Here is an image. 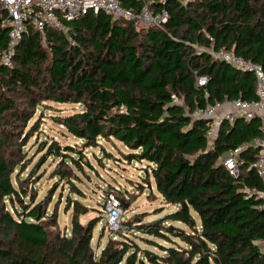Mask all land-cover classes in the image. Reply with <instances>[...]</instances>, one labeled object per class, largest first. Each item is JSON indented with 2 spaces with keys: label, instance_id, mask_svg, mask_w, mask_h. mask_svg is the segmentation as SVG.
<instances>
[{
  "label": "trees",
  "instance_id": "16d2710c",
  "mask_svg": "<svg viewBox=\"0 0 264 264\" xmlns=\"http://www.w3.org/2000/svg\"><path fill=\"white\" fill-rule=\"evenodd\" d=\"M121 3L136 13L150 3L152 12L165 9L170 18L147 30L103 12L66 21V31L29 26L9 64L3 60L9 28L0 23V125L10 117V129L0 127L6 132L0 134V264H264V175L252 168L261 121L223 120L211 139L212 120L192 116L218 103L257 100L253 72L196 47L233 52L264 67V0ZM199 76L208 78L206 87L198 86ZM46 103L83 108L57 120L83 147L43 141L45 155L30 181L22 180L15 171L23 162L6 151L15 137L26 146L39 131L41 119L29 124ZM99 139L119 141L130 151L126 160L146 163L148 188L154 185L178 209L148 223L123 219L117 239L111 237L98 255L92 241L101 219L81 223L87 206L69 197L68 235L58 229L59 205L49 212L52 199L35 203L36 195L31 202L26 197L38 166L49 158L59 160L53 176L82 196L74 169L94 170L84 148L98 147ZM238 148L244 164L234 176L219 158ZM110 192L123 201L114 189L106 196ZM127 231L148 236L146 243L158 252L141 248Z\"/></svg>",
  "mask_w": 264,
  "mask_h": 264
},
{
  "label": "rangeland",
  "instance_id": "374dc122",
  "mask_svg": "<svg viewBox=\"0 0 264 264\" xmlns=\"http://www.w3.org/2000/svg\"><path fill=\"white\" fill-rule=\"evenodd\" d=\"M42 111L37 110L35 117L30 121L29 125L41 119L39 131L33 132L31 140L26 146L21 145L17 141L10 142L7 155L13 157L17 163L23 162L22 167L16 169V175L23 179L30 181L31 173L35 170L37 165L45 155V151H40L41 143L48 139L57 140L63 146L70 145L72 147H83V141L78 139L67 132L57 120L59 117H68L75 113L81 112L83 108L80 105L72 104H54L46 103ZM7 118L0 127H4L3 131H8ZM19 130H25V126L18 124ZM27 130V129H26ZM2 131V129H1ZM0 132L6 135V132ZM29 132V129L26 131ZM9 134V133H7ZM2 138L7 141V138ZM24 151L23 155L20 152ZM5 152V150H4ZM130 151L119 141L113 139L106 141L99 139V146L93 148H84L85 157L93 165L94 170L85 168V174L75 170L78 178L73 179L75 186L80 189L82 196L72 193L71 187L67 181L59 182L57 177L53 176V171L58 163V158H49L48 161L34 174L35 180L28 185V192L26 200L31 202L34 195H36L35 203L40 201L47 202L52 199V204L49 207V212L58 207V229L60 233L66 232L68 235L71 233V220L73 209L66 210V205L69 197L81 202L83 205L90 209V212L80 217V221L86 224L94 218L101 219V222L94 230V239L92 241L93 249L100 254L101 250L110 241L111 237L115 236V231L110 230L107 222V210L105 208L106 193L110 190H117L120 193L123 202L124 220L133 221L138 219L137 223H148L164 218L165 216L177 211L178 207L166 204L165 200L157 193L155 186L148 188L145 183V167L146 163H139L136 161L129 162L125 159V155ZM20 155V156H19ZM58 186L55 187V184ZM15 185L16 182H15ZM33 204V203H32ZM18 206V204H17ZM104 217V219H103ZM167 225H173L180 228H185L178 223L168 222ZM127 236L133 239L141 248L153 249L158 252L153 246H149L145 239L146 235L136 232H128ZM119 238V237H118ZM150 239V238H148ZM160 243L167 245L163 241ZM57 258V257H54ZM57 264H65L64 261H59Z\"/></svg>",
  "mask_w": 264,
  "mask_h": 264
},
{
  "label": "built area",
  "instance_id": "2783aa9c",
  "mask_svg": "<svg viewBox=\"0 0 264 264\" xmlns=\"http://www.w3.org/2000/svg\"><path fill=\"white\" fill-rule=\"evenodd\" d=\"M164 1V0H162ZM164 3V2H163ZM147 4L144 9L136 13L133 10L122 6L121 0H0V23L3 27L9 28V48L3 56L5 63L9 64L10 55L14 53L16 45L22 40L29 26H34L40 32L46 28H56L59 31H66V21L80 19L89 13L99 14L103 12L116 19H123L132 22L138 30H147L150 28H161L169 20L167 10L154 13ZM213 41V39H211ZM200 52L211 54L215 59L225 61L237 68L253 72L257 79V100L243 101L236 100L227 103H218L209 106L206 109H196L193 117L212 120V126L208 132V137L213 139L216 136V126L223 120L234 122L238 118L252 120L259 117L261 121V137L256 141L259 148V154L252 165L259 175H264V67L247 61L242 57H237L233 52L224 50L215 51L197 46ZM206 76H199L197 84L199 87L208 85ZM173 102L180 104L179 98L174 96ZM225 104L229 109H225ZM222 113V114H221ZM241 148L233 150L219 158L232 175H237L240 167L244 164L240 154ZM264 198V195H260ZM105 208L107 210V222L110 230L115 231L114 240L117 239V233L122 231L123 201L115 193L110 192L105 197Z\"/></svg>",
  "mask_w": 264,
  "mask_h": 264
},
{
  "label": "crops",
  "instance_id": "0c3cea01",
  "mask_svg": "<svg viewBox=\"0 0 264 264\" xmlns=\"http://www.w3.org/2000/svg\"><path fill=\"white\" fill-rule=\"evenodd\" d=\"M224 108H225L226 110L229 109V105H228V104H225V107H224ZM221 114H222V113H221ZM221 122H222V121H221ZM221 122H219V123L217 124V126H216V127H217L216 130L218 129V127H219V125H220Z\"/></svg>",
  "mask_w": 264,
  "mask_h": 264
}]
</instances>
